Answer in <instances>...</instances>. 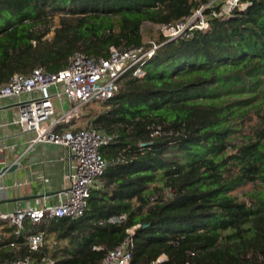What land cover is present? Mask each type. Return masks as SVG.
I'll use <instances>...</instances> for the list:
<instances>
[{
	"label": "trees",
	"instance_id": "16d2710c",
	"mask_svg": "<svg viewBox=\"0 0 264 264\" xmlns=\"http://www.w3.org/2000/svg\"><path fill=\"white\" fill-rule=\"evenodd\" d=\"M209 1L0 0V87L36 68L58 72L76 52L98 59L111 47L140 48L145 23L179 21ZM159 45L145 75H124L88 117L116 140L102 149L115 163L85 215L38 227L58 247L30 253L21 238L0 261L102 264L139 225L133 264L162 255L169 264H264V1ZM120 215L125 223H108Z\"/></svg>",
	"mask_w": 264,
	"mask_h": 264
},
{
	"label": "built area",
	"instance_id": "2783aa9c",
	"mask_svg": "<svg viewBox=\"0 0 264 264\" xmlns=\"http://www.w3.org/2000/svg\"><path fill=\"white\" fill-rule=\"evenodd\" d=\"M249 2L250 0H210L179 21L145 24L155 26L168 41L182 37L191 38L197 31H208L213 20H226L236 11L245 10ZM159 47V43L130 50L111 47L107 57L98 59L76 52L69 65L58 72L36 68L28 76L15 74L6 85L0 87V101L18 100L19 112L13 124L18 125L22 133L33 134L29 142L30 148L48 143L62 146L68 153L69 169L66 179L69 186L57 194V204L43 203L40 206L18 209L10 214H0V220L10 223L15 228V235L25 239L30 253L38 252L48 244L50 249L58 247L60 243L51 238L48 240L46 234L36 231V228L53 220L82 218L88 210L92 191L101 184L107 168L115 163L108 161L102 153L104 147L115 143V135L93 127H71L64 131L60 127L71 125L73 121L80 119L85 106L113 99L119 92V81L124 75L132 73L133 77L142 78L145 75L144 65L154 57ZM64 97L70 107L56 117L57 110L53 99L61 100ZM160 134L161 127H157L152 137ZM4 150L0 146V163ZM126 221L127 216L120 215L111 217L108 223L123 224ZM139 227L138 225L128 229L123 243L108 252L102 264H133L134 236ZM184 237L181 235L172 240V245L178 246ZM9 246L15 248L17 243L10 242ZM95 249L102 250L101 247ZM55 263L49 256L44 257L40 263L35 262L31 256L0 261V264ZM152 264H169V258L162 255Z\"/></svg>",
	"mask_w": 264,
	"mask_h": 264
},
{
	"label": "crops",
	"instance_id": "0c3cea01",
	"mask_svg": "<svg viewBox=\"0 0 264 264\" xmlns=\"http://www.w3.org/2000/svg\"><path fill=\"white\" fill-rule=\"evenodd\" d=\"M58 102L62 110L70 107L65 97ZM18 104V100L0 101V146L5 148L0 163V214H10L43 203L57 204V194L69 186L66 179L69 169L67 150L48 143L30 148L33 134L22 133L20 127L13 124L18 116ZM75 121L61 126L60 130L79 129ZM12 166H16L14 171H5ZM0 238V252L14 249L9 243L16 242L18 246V240L23 239L15 235V228L10 223L1 220ZM47 247H51L50 244Z\"/></svg>",
	"mask_w": 264,
	"mask_h": 264
},
{
	"label": "rangeland",
	"instance_id": "374dc122",
	"mask_svg": "<svg viewBox=\"0 0 264 264\" xmlns=\"http://www.w3.org/2000/svg\"><path fill=\"white\" fill-rule=\"evenodd\" d=\"M52 36H53V34L50 35V37H52ZM160 38H161V35L155 26H153V25L149 26L147 24H145L143 26V39H144L145 45L153 44V43L158 45ZM53 101L55 103V106H57L56 117H59L61 114H63L65 112V110L61 109L57 98H54ZM103 110H104V108H103L102 104H100V103H93V104L87 105L81 111V118L78 119L77 121H75V122H77L76 127L79 129L90 127V123H91L92 119H88V117L90 115H93V114H100L103 112ZM253 191H254V187L252 184H250V185L245 186L242 189L238 190L237 194L242 199H244L246 194H249L250 192H253Z\"/></svg>",
	"mask_w": 264,
	"mask_h": 264
},
{
	"label": "water",
	"instance_id": "95a60500",
	"mask_svg": "<svg viewBox=\"0 0 264 264\" xmlns=\"http://www.w3.org/2000/svg\"><path fill=\"white\" fill-rule=\"evenodd\" d=\"M16 169V166H12L11 168L5 170V171H14Z\"/></svg>",
	"mask_w": 264,
	"mask_h": 264
}]
</instances>
